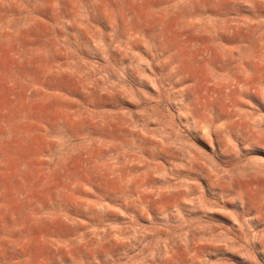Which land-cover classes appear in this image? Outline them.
Instances as JSON below:
<instances>
[{"label": "rangeland", "instance_id": "374dc122", "mask_svg": "<svg viewBox=\"0 0 264 264\" xmlns=\"http://www.w3.org/2000/svg\"><path fill=\"white\" fill-rule=\"evenodd\" d=\"M0 264H264V0H0Z\"/></svg>", "mask_w": 264, "mask_h": 264}]
</instances>
